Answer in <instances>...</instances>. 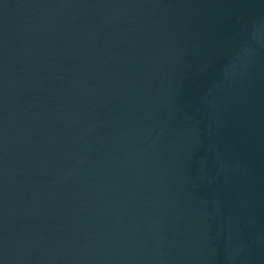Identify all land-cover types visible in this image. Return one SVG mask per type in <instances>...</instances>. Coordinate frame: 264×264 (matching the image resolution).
<instances>
[{"label":"water","instance_id":"95a60500","mask_svg":"<svg viewBox=\"0 0 264 264\" xmlns=\"http://www.w3.org/2000/svg\"><path fill=\"white\" fill-rule=\"evenodd\" d=\"M0 264H264V0H0Z\"/></svg>","mask_w":264,"mask_h":264}]
</instances>
